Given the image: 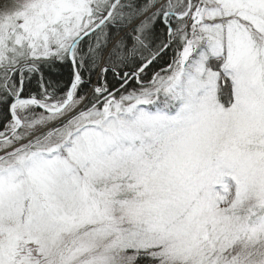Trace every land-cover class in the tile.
<instances>
[{
    "label": "snow or ice",
    "instance_id": "1",
    "mask_svg": "<svg viewBox=\"0 0 264 264\" xmlns=\"http://www.w3.org/2000/svg\"><path fill=\"white\" fill-rule=\"evenodd\" d=\"M0 264H264V0H0Z\"/></svg>",
    "mask_w": 264,
    "mask_h": 264
},
{
    "label": "trees",
    "instance_id": "2",
    "mask_svg": "<svg viewBox=\"0 0 264 264\" xmlns=\"http://www.w3.org/2000/svg\"><path fill=\"white\" fill-rule=\"evenodd\" d=\"M171 55H172L171 52H169L168 57H167L169 60L171 59ZM57 75L62 76L63 79L66 80L67 79V69L66 68H63V69L58 68L57 72L53 74L54 78Z\"/></svg>",
    "mask_w": 264,
    "mask_h": 264
}]
</instances>
